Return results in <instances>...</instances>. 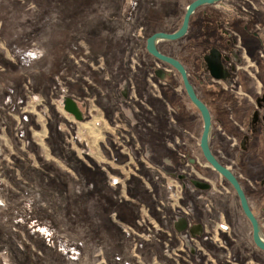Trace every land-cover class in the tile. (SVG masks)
<instances>
[{
    "label": "rangeland",
    "instance_id": "rangeland-1",
    "mask_svg": "<svg viewBox=\"0 0 264 264\" xmlns=\"http://www.w3.org/2000/svg\"><path fill=\"white\" fill-rule=\"evenodd\" d=\"M190 1L0 0V264H194L172 228L173 217L189 215L183 200L195 198L186 186L202 180L224 193L230 184L206 167L203 123L180 75L146 49L153 32L177 28ZM179 45L159 47L188 67ZM258 46L239 43L252 66L231 86L197 82L188 67L200 97L218 108L215 99L232 97L224 90L244 92L243 106L259 112ZM248 73L253 94L242 83ZM219 147L241 177L238 152ZM221 223L208 233L214 241ZM223 258L240 264L229 250Z\"/></svg>",
    "mask_w": 264,
    "mask_h": 264
},
{
    "label": "crops",
    "instance_id": "crops-1",
    "mask_svg": "<svg viewBox=\"0 0 264 264\" xmlns=\"http://www.w3.org/2000/svg\"><path fill=\"white\" fill-rule=\"evenodd\" d=\"M244 54L245 61L242 67L252 66V57L250 58L248 55L246 56V53ZM253 54L259 59V62H262L264 47L259 45ZM186 60L188 67L192 69L189 58L187 57ZM183 63L185 64L184 61ZM164 74L166 76V72ZM245 76H247L246 80L244 78L245 82L242 83L245 85L246 90L252 93L250 89L254 84L253 78L249 73ZM196 90L200 97L197 88ZM223 93L226 95L230 94L232 97L223 98V102L220 103L215 99L218 108L217 106L213 107L210 102H206L211 112L212 122L216 113H220L219 120L222 124V128L220 127L219 130L213 124L211 149L221 162H223V157L219 154V146L225 145L226 152H238L240 169H243L241 171L242 175L239 177V179L241 178L240 183L247 194L251 207L258 212L261 207L258 196H261L264 200V188L262 187V184H264V121L262 119L254 120L252 108L247 104L243 106V100H246L244 96L247 95L246 93H233L225 90ZM200 98L203 99L202 97ZM203 101L205 100L203 99ZM199 118H201V115ZM261 137L263 138L262 141L260 140L262 139ZM258 138H260L259 141L261 142V152H257L254 147V142ZM206 167L216 172L209 164ZM209 168L206 169L209 170ZM206 183L210 185V188L202 190L205 191V194L203 192V194L200 193V188H195V190L186 186L190 195L195 197L183 200L189 215L182 214L181 216L173 217L172 221L174 231L180 235L181 240L187 241V247L185 243H182V245L185 246V249L187 248V254L193 257L194 264H223V256L227 249L231 252L233 260L240 262V264H264V252L259 250L253 241L252 227L245 218L239 198L233 188L225 185L223 187L225 192L223 193L209 182ZM197 195H199L200 200L196 198ZM202 197L206 198L202 200ZM207 198L209 199L208 201ZM218 221L219 223L221 221L228 223L229 230H222L220 225H217L216 233L220 236L221 241L218 238L214 241L212 240L213 238L211 239L208 236V233ZM188 235L198 240L200 245L195 246L193 244V246L189 247Z\"/></svg>",
    "mask_w": 264,
    "mask_h": 264
},
{
    "label": "flooded vegetation",
    "instance_id": "flooded-vegetation-1",
    "mask_svg": "<svg viewBox=\"0 0 264 264\" xmlns=\"http://www.w3.org/2000/svg\"><path fill=\"white\" fill-rule=\"evenodd\" d=\"M257 3L259 6L258 0H222L214 4L200 6L196 9L194 14L190 17V22H189L187 33L177 40L165 41V42L180 44L179 51L181 53H185L188 55V58L192 65V69L194 70L193 72H195L194 76L197 82L199 81L200 83L203 84L205 82H208V79H211L217 82L224 81L227 83V85L231 86L235 82V78L238 74V71L241 69L245 61L243 53H242L243 50L239 48V43L242 45L244 44L246 47L250 46L251 42L253 43L254 41H257L259 45L264 44V33L262 34V32L260 31L264 29V26L263 25L261 26V24H264V16L260 14L261 7L260 8L257 7ZM185 11H186V8H185ZM185 11H184V14H185ZM184 14L182 15V18L177 28L182 24ZM236 22L238 23L237 25H236ZM236 26H239L245 33L240 32V31L238 33V31L235 29ZM173 31H165V32H173ZM201 46H203L204 51L202 54L201 53L199 54L197 53V50H199L198 48H200ZM187 47H190V49L187 50ZM212 48H216L221 52L222 64L227 67L228 71L226 73L228 76H230L228 81L232 83L231 85L225 80L215 79L214 77L211 76L209 71L205 70L207 68V64L204 63V56L208 54ZM202 60L203 62L201 63ZM181 62L183 63V61ZM185 67L188 70L189 78H190V81L192 82L191 80V77H193L192 71H190L186 65ZM192 84L194 85L193 82ZM257 108L259 109V112H256V110L254 111V114H253L254 120L262 119L264 121V101L263 100L258 101ZM228 168L230 169V167ZM183 177L184 175H181V179H183ZM192 187L194 189L197 188L196 186H194V184L192 185ZM262 187L264 188V184H262ZM202 190H207V189H202ZM258 197H259V204L261 205L260 210L257 212L255 208L251 207V205L250 207L252 211L254 212L255 216L258 218L262 226V229L264 231V200L262 199L261 196H258ZM245 218L246 220H248L246 216ZM226 224H227L226 230H229V225L228 223ZM258 249L264 252L262 249L260 248Z\"/></svg>",
    "mask_w": 264,
    "mask_h": 264
},
{
    "label": "water",
    "instance_id": "water-1",
    "mask_svg": "<svg viewBox=\"0 0 264 264\" xmlns=\"http://www.w3.org/2000/svg\"><path fill=\"white\" fill-rule=\"evenodd\" d=\"M219 1L222 0H193L186 7L182 24L173 32L157 31L151 34L146 39V49L154 58L171 66L180 74L186 94L193 106L199 111L203 121V131L200 139V148L202 154L207 163L222 177H224V179H226L235 190L240 200L242 210L251 223L253 241L258 248L264 251V231L258 218L255 216L250 207L249 200L240 183V180L234 174V172L230 170L226 165H224L221 161H219L212 152L211 140L213 123L208 105L198 96L195 86L190 81L188 70L185 65L179 59L163 53L159 47L160 42L174 41L181 38L187 33L190 17L194 14L198 7L214 4ZM204 63L207 64V68L205 70L209 71L212 77L218 80H225L230 85L232 84L228 81L230 76H228L226 73L228 70L227 67L222 64L221 52L218 49L212 48L209 53L204 56ZM155 74L159 78L164 77V71L162 69H157L155 71ZM262 100L264 101V98ZM64 109L72 114L76 119L82 118L78 105L73 99L66 98L64 100ZM192 183L194 184V186L200 189L210 188L209 184L200 180H192Z\"/></svg>",
    "mask_w": 264,
    "mask_h": 264
},
{
    "label": "built area",
    "instance_id": "built-area-1",
    "mask_svg": "<svg viewBox=\"0 0 264 264\" xmlns=\"http://www.w3.org/2000/svg\"><path fill=\"white\" fill-rule=\"evenodd\" d=\"M220 228L223 229V230H226L227 229V224L226 223H221L220 224Z\"/></svg>",
    "mask_w": 264,
    "mask_h": 264
},
{
    "label": "trees",
    "instance_id": "trees-1",
    "mask_svg": "<svg viewBox=\"0 0 264 264\" xmlns=\"http://www.w3.org/2000/svg\"><path fill=\"white\" fill-rule=\"evenodd\" d=\"M192 1H193V0H192ZM192 1H191V2H192ZM155 32H157V31H155ZM153 33H154V32H153ZM153 33H152V34H153ZM163 53H164V52H163Z\"/></svg>",
    "mask_w": 264,
    "mask_h": 264
}]
</instances>
